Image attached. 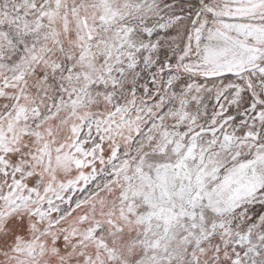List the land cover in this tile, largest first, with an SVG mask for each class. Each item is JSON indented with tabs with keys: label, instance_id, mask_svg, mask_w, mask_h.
I'll list each match as a JSON object with an SVG mask.
<instances>
[{
	"label": "snow or ice",
	"instance_id": "snow-or-ice-1",
	"mask_svg": "<svg viewBox=\"0 0 264 264\" xmlns=\"http://www.w3.org/2000/svg\"><path fill=\"white\" fill-rule=\"evenodd\" d=\"M0 264H264V0H0Z\"/></svg>",
	"mask_w": 264,
	"mask_h": 264
}]
</instances>
